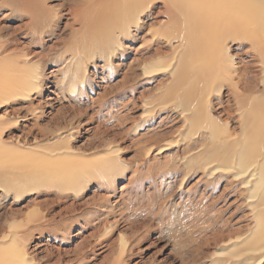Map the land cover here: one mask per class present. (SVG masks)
Returning <instances> with one entry per match:
<instances>
[{
	"label": "rangeland",
	"instance_id": "rangeland-1",
	"mask_svg": "<svg viewBox=\"0 0 264 264\" xmlns=\"http://www.w3.org/2000/svg\"><path fill=\"white\" fill-rule=\"evenodd\" d=\"M73 1L46 0L61 16L57 37L48 31L38 34L25 12L0 2V44L5 41L0 80H7L1 73L16 55L25 54V67L36 71L44 65L40 88L28 95H0V248H24L22 259L11 264H240L243 255L233 254L243 250L244 237L253 233L255 208L238 194V182L228 183L230 175L208 179L205 186L198 164L190 169L183 164L180 157L196 139L195 127L172 101L164 107L146 103L158 97L170 74L145 78L139 60L155 54L151 63L159 64L182 49L178 33L163 34V3L150 1L139 17L142 26L131 25L113 39L107 58L98 48L80 47L85 35L98 37L95 30L70 34L64 28L71 22L66 11ZM196 4L189 7L192 13L185 11L193 20L200 16ZM203 9L201 14L221 16L214 8L209 13ZM184 20L181 25L192 21ZM226 43L233 54L249 46L243 39ZM235 120L231 117L227 125L237 134ZM56 136L66 140L60 142L68 147L66 161L80 170L76 184L62 173L58 179L41 180L38 173L18 170L37 166L33 157ZM158 147L164 150L156 154ZM20 152L25 156L20 158ZM106 158L114 160L113 178L98 173ZM7 160L15 162L13 167ZM180 163L183 169L176 170Z\"/></svg>",
	"mask_w": 264,
	"mask_h": 264
},
{
	"label": "bare ground",
	"instance_id": "bare-ground-1",
	"mask_svg": "<svg viewBox=\"0 0 264 264\" xmlns=\"http://www.w3.org/2000/svg\"><path fill=\"white\" fill-rule=\"evenodd\" d=\"M150 1L153 0H74L66 11L71 22L65 23L64 28H68L70 34L75 31L83 33L95 30L98 37L85 35L80 47L98 48L108 58L114 50L111 44L113 39L117 40L120 34L128 32L131 25H134L135 29L142 26L141 23L138 24L139 17L144 15L146 5ZM0 2L25 12L31 19V29L38 34L48 31V35L57 37L54 30L61 16L47 7L46 0H0ZM161 2L167 17L160 24L162 27L165 26L163 34L167 30L169 33H178L182 49H177L168 59L164 56V62L159 64L151 63L155 54L139 60L141 75L145 78L164 71L170 74L169 82L158 97L151 98L152 100L146 103L151 106L161 103L160 106L164 107V104L172 101L170 105L181 111L184 121L195 127L196 139L186 148L183 147L180 159L188 169L198 164L202 170L201 174L206 176L205 186L210 184V179L227 175H230L228 179L230 185L234 182L239 183L238 194L245 196L243 199H246L244 200L246 206L255 208L256 225L251 236L244 237L243 242L246 246L243 250L233 255L237 257L243 255L242 260L246 262L241 260L240 264H261L264 261V0H202V2L200 0L199 4L196 1L198 7L194 2L188 3V0L189 6L184 4L185 0ZM193 4H196V9H206L207 13L214 8L221 16L213 18L205 14L206 12L201 14L202 10L195 9L200 16L197 15L198 18H194L195 20L190 17L192 21H188L190 18L185 15L187 13L185 11L190 12ZM186 16L188 19L184 20ZM183 20L188 21L187 24L181 25L180 21ZM74 24L79 25V28H74ZM148 30L150 31L149 28ZM229 39L246 40L249 46L242 53L231 54L226 47ZM4 42H1L0 48ZM69 51L72 55L76 53V49ZM24 56L25 54H21L7 59L10 60L7 63L8 68L1 73L7 80H0L2 81L0 95H28L32 90L41 87L44 65L38 71L25 67L27 61ZM63 60L68 63L70 58ZM251 67L253 70H250ZM69 69L67 68V71ZM8 72L10 73L7 76ZM73 77L75 78L74 74ZM222 89H226L225 94H222ZM30 109V113L35 111V108ZM234 116L236 117L234 122L240 127V133L237 134L227 125ZM16 118L23 119L24 115H17ZM57 137L56 140L60 138V141L55 140L53 144H46L49 146L43 147L40 155L34 154L33 161L38 160L37 166H20L18 170L38 173L41 180L57 178L58 174L62 173L72 184H76L75 177H78L80 170L75 164L66 161L65 158L70 156L68 147L60 144L66 140ZM158 148L156 154L162 153L164 148ZM149 150L150 147L144 149L142 153L146 154ZM11 154L14 155L15 151H11ZM20 154V158L25 156L22 152ZM29 156L32 157L33 153ZM12 157L13 161L17 158L16 155ZM10 161L8 162H13ZM13 163L9 165L12 166ZM99 164L98 173L102 177L113 178L114 160L106 158ZM180 165L181 167H177L176 170L183 169L182 163ZM136 171L137 168L134 169V172ZM19 247L8 250L0 248V264H11L14 258L22 259L24 248ZM243 253L247 255L244 256Z\"/></svg>",
	"mask_w": 264,
	"mask_h": 264
}]
</instances>
